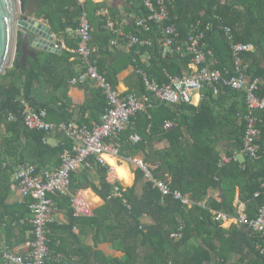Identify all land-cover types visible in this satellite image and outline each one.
<instances>
[{
    "label": "trees",
    "instance_id": "obj_1",
    "mask_svg": "<svg viewBox=\"0 0 264 264\" xmlns=\"http://www.w3.org/2000/svg\"><path fill=\"white\" fill-rule=\"evenodd\" d=\"M146 1L21 0L22 14L43 19L62 38L65 48L61 54L37 53L36 59H28L25 64L20 38L13 68L0 75V129L4 130L0 138V231L4 237L0 259L3 261L5 254L21 256L15 250L22 245L30 251L34 240L33 226L27 220L32 217L30 200L25 199L19 206L6 203L4 186L12 185L13 170L19 164L32 165L39 174L59 168L62 154L73 145L60 132L27 128L20 97L36 110H46L48 121L53 124L72 120L75 108L68 88L69 81L77 75L76 64L83 67L76 51L81 45L80 17L85 13L92 28V44L98 48L99 71L117 86L119 74L132 67L134 81L128 92L147 98L146 109L138 112L125 132L114 139L120 146V155L125 158L144 155L143 161L152 177L168 182L173 191L189 195L193 205L184 206L173 195L163 196L139 168L135 170L132 187L125 188L116 182L122 191L114 197L115 186L107 179L108 167L95 164L92 159L93 169L84 167L72 174L71 190L91 188L105 205L92 217H76L69 197L51 196L54 204L67 212L70 221L68 225L56 221L48 225L46 264H230L233 260V264H264V256L257 249V244L262 243L259 235L247 227L233 224L225 228L215 221V212L236 217L239 202L246 204L250 218L264 204V111L255 113L261 132L260 157L245 156L242 162L220 166L222 155L236 156L243 148L242 118L248 113L246 93L224 86L215 96L207 87L198 107L170 106L147 90L143 76L146 74L159 84H169L172 78L190 71L192 57L182 54L186 53L185 43L197 25L205 33L207 48L215 54L216 68L223 71L225 78L231 76L235 57L221 29L227 26L235 42L255 47V52L246 53L243 58L250 63L248 75L261 80L257 95L264 98V0H178L170 8L164 25L176 28L175 47L181 46L182 54L165 52L157 24L151 23L149 32L136 26L135 20L150 14ZM104 10L108 15L99 14ZM108 19L123 25L127 34L152 40V45L112 48L116 34L107 28ZM208 24L209 31L205 28ZM72 57L78 61L72 62ZM84 89L86 102L80 110L79 123L93 128L101 123L107 101L103 91L93 84H86ZM11 115L15 116L14 120H10ZM166 122L172 127L166 129ZM51 137L59 143L50 144ZM134 139L138 140L134 142ZM165 141L168 146L159 148ZM4 164L7 166L3 167ZM118 174L131 182L128 170L119 169ZM141 182L144 186L139 194ZM213 192L218 193L217 197L212 196ZM146 219L151 222L146 223ZM180 226H183L182 237L171 238ZM85 227L93 230L95 247L81 242ZM104 243L114 245L116 257H106L96 249Z\"/></svg>",
    "mask_w": 264,
    "mask_h": 264
},
{
    "label": "built area",
    "instance_id": "obj_2",
    "mask_svg": "<svg viewBox=\"0 0 264 264\" xmlns=\"http://www.w3.org/2000/svg\"><path fill=\"white\" fill-rule=\"evenodd\" d=\"M178 0H156L145 2L150 14L147 18L135 20L136 26L146 32L151 31L152 24H157L162 35V46L166 53H181V46L175 47V39L178 37L174 26H166L164 23L169 19V10L174 7ZM101 15H108V11L100 12ZM86 14L80 17L79 35L81 45L76 53L81 58L83 64L82 72L69 81L71 87H84L91 83L96 88L103 91L107 101V108L101 116V123L93 128L76 121L53 124L48 121L46 110H36L29 102L20 97L23 108L22 117L24 124L31 130L45 131L47 133L60 132L72 140L73 145L64 151L61 156L59 168L45 170L41 174L36 168L29 164H19L12 172V182L18 187L23 199L30 200L29 208L32 212L31 224L33 226L34 240L31 243V250L27 254L17 256L5 254L4 259L11 264H46L49 256V246L47 238V227L55 221V215L59 208L54 204L51 196H65L70 198L71 208L76 217H92L93 208L82 191L72 192V174L80 169L92 168V159L95 164L107 166L106 156H120V146L110 141L120 136L131 123L132 118L140 111L146 109L147 98L140 97L135 92H124L115 86L108 77L98 69L97 52L98 48L92 44V28ZM107 28L116 34V38L111 41V47L124 46L130 49L136 45H152V40L141 39L139 36L127 34L123 25L111 19L107 20ZM118 26V27H117ZM206 30H211L210 24L206 25ZM226 39L230 43L231 51L235 57V65L232 75L225 78L223 71L216 68L217 60L212 50L207 48L204 42L205 33L199 28L189 35L186 41L187 51L183 56L192 57L190 71L182 77L172 78L169 84H159L150 79L146 74L144 82L147 90L161 103L175 106L186 104L198 107L204 100V90L209 87L213 94L218 96L222 87H229L235 91L245 92L248 105V113L243 116L245 133L243 137V148L239 155H222L220 166L232 162H242L241 157L249 156L254 159L260 157L261 145L259 129V119L255 115L257 111H264V98L257 95L261 84L259 78L252 79L248 75L250 63L246 62L243 55L255 52L252 44L237 43L234 40L232 31L227 26L221 27ZM123 41V44L120 43ZM55 49L62 50V46L55 44ZM229 72H227L228 74ZM15 116L11 115L10 120ZM172 127L170 122L165 123V128ZM59 143V142H58ZM128 163L135 164L137 168L145 172L147 179L152 180L157 189H160L163 196L173 195L184 206L191 207L193 202L189 195H184L180 191H173L168 182L157 180L152 177L148 166L142 159L124 158ZM7 165L4 164V167ZM109 173H114L112 168H108ZM114 181L113 196L121 194L120 186ZM258 196V194H256ZM237 216H231L224 212H215V221L225 225H237L247 227L254 234L259 235L262 243L257 244V249L264 256V204L260 207L257 215L250 218L247 213V206L243 202L237 203ZM183 234V226L171 234V238L180 239Z\"/></svg>",
    "mask_w": 264,
    "mask_h": 264
},
{
    "label": "crops",
    "instance_id": "obj_3",
    "mask_svg": "<svg viewBox=\"0 0 264 264\" xmlns=\"http://www.w3.org/2000/svg\"><path fill=\"white\" fill-rule=\"evenodd\" d=\"M79 1L81 3H84L86 0H79ZM93 1L95 3H103V2L111 3L112 0H93ZM120 8H122V7H120ZM33 18H35V17H33ZM38 21L40 23H42L43 25L49 27L51 30V27L43 19H39ZM51 33L55 38V44L61 45L62 50H63L65 48V44L62 41V38L58 37L56 34H54L52 32V30H51ZM124 48H126V47H124ZM40 52L45 53L42 51H37V53H40ZM71 61L75 63L78 61V59L76 57H72ZM75 70H76L75 71L76 74L79 75L82 72L83 67L76 64ZM133 71H134V69L132 67H130L128 70H125L119 74L117 86L120 90H122L124 92H127L130 90V84L133 83V81H134L132 79ZM77 75H75V76H77ZM68 95L70 96L71 101H72L74 108H75L74 116H73L71 121H76L79 123L80 110L86 102V95H87L86 91H85L84 87H71V86H69ZM87 117H88V115H87ZM3 134H4V130L0 129V138L2 137ZM137 140L138 139H134V142H136ZM49 143L52 145H56L58 143V140L55 137H51L49 139ZM110 143L115 144L116 142H115V140H111ZM167 146H168V143L165 141L159 145V148H163V147H167ZM124 158L125 157L122 155H120L119 157H115L112 155L106 156L107 167L112 168L114 170V173H108L107 179L111 184H114V181L117 180V182H120L123 187L127 188V187H132L135 183V178H136V175H135L136 171L135 170L137 169V166L135 164L128 163ZM134 158L144 160V155H137ZM240 159L243 161L244 157H241ZM119 169H126L129 171V173L132 177L131 182H126L119 176V174H118ZM11 183H12L11 186H8V185L4 186L6 189L3 191V193H5L7 195L6 203L10 206L11 205L12 206H17V205L19 206V205H21L22 202H24L25 199L22 198L18 187L12 182V179H11ZM143 186H144V182H141L139 190H138L139 194L142 193ZM80 191H82L85 194L86 198L88 199L90 205L93 208V213H96L100 208H102L105 205V201L101 197H99L93 191V189L88 188V189H82ZM217 195H218V193H216V192L212 193L213 197H217ZM27 220L31 224V218L27 219ZM55 221L58 224L68 225L70 220H69V217L67 215V212L59 209V212L55 215ZM145 222L149 224L151 221L149 219H146ZM231 226H232V224L231 225H225L224 227L230 228ZM79 230L80 229H77V231H79ZM83 231H84V233L81 234V236H80L81 242L85 246L95 247L93 230L91 228L85 227V228H83ZM27 236H29V233H27ZM68 238H69V240H71V238L69 236H68ZM2 247H4V237H3L2 231H0V248H2ZM96 249L103 252L106 255V257H116L117 256L116 249L112 243L101 244ZM15 253L19 254V255H25L28 253V247L22 245L15 250Z\"/></svg>",
    "mask_w": 264,
    "mask_h": 264
},
{
    "label": "water",
    "instance_id": "obj_4",
    "mask_svg": "<svg viewBox=\"0 0 264 264\" xmlns=\"http://www.w3.org/2000/svg\"><path fill=\"white\" fill-rule=\"evenodd\" d=\"M21 0H0V75L13 68L19 40L22 38V61L36 59L37 51L61 54L49 27L22 14Z\"/></svg>",
    "mask_w": 264,
    "mask_h": 264
},
{
    "label": "rangeland",
    "instance_id": "obj_5",
    "mask_svg": "<svg viewBox=\"0 0 264 264\" xmlns=\"http://www.w3.org/2000/svg\"><path fill=\"white\" fill-rule=\"evenodd\" d=\"M129 184V183H128ZM233 260V259H232ZM234 263V260L231 261L230 264H233ZM0 264H11L10 262H6L5 260L3 261L2 259H0Z\"/></svg>",
    "mask_w": 264,
    "mask_h": 264
}]
</instances>
